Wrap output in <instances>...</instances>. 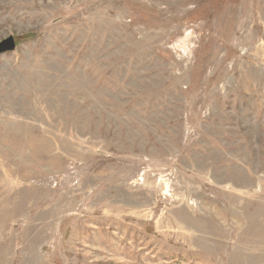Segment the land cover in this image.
Instances as JSON below:
<instances>
[{
  "label": "rangeland",
  "instance_id": "1",
  "mask_svg": "<svg viewBox=\"0 0 264 264\" xmlns=\"http://www.w3.org/2000/svg\"><path fill=\"white\" fill-rule=\"evenodd\" d=\"M0 264H264V0H0Z\"/></svg>",
  "mask_w": 264,
  "mask_h": 264
},
{
  "label": "water",
  "instance_id": "2",
  "mask_svg": "<svg viewBox=\"0 0 264 264\" xmlns=\"http://www.w3.org/2000/svg\"><path fill=\"white\" fill-rule=\"evenodd\" d=\"M15 41L13 37L9 36L0 41V55L13 52L15 50Z\"/></svg>",
  "mask_w": 264,
  "mask_h": 264
}]
</instances>
